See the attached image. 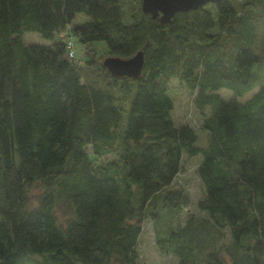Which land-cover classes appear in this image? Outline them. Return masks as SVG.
Returning <instances> with one entry per match:
<instances>
[{
  "label": "trees",
  "instance_id": "trees-1",
  "mask_svg": "<svg viewBox=\"0 0 264 264\" xmlns=\"http://www.w3.org/2000/svg\"><path fill=\"white\" fill-rule=\"evenodd\" d=\"M207 4L126 24L121 0H0V264H139L147 219L177 264H264V85L245 102L216 92L256 82L264 13ZM26 31L49 42L27 44ZM96 41L121 58L142 50L141 75L113 76L90 54L78 63L76 43ZM172 78L197 90L205 146L173 121ZM199 154L200 213L174 221L187 200L169 188L183 156Z\"/></svg>",
  "mask_w": 264,
  "mask_h": 264
},
{
  "label": "rangeland",
  "instance_id": "rangeland-1",
  "mask_svg": "<svg viewBox=\"0 0 264 264\" xmlns=\"http://www.w3.org/2000/svg\"><path fill=\"white\" fill-rule=\"evenodd\" d=\"M234 4L237 12L242 11L244 8L248 10H255L257 12L264 13V0H231ZM121 6L123 10L122 19L128 24L131 23L133 17H138L141 12V0H121ZM206 7L213 9L210 4H206ZM87 21L88 17L84 13L77 14L74 22L81 23ZM217 32L218 29L213 30ZM58 36L55 34V40ZM22 39L27 44H44L49 42L42 37L39 33L33 31H26L22 34ZM77 62L83 63L87 55L94 57L97 63L101 64L104 58L109 56L106 51V45L102 41H96L88 46L80 45ZM78 51V50H77ZM252 71L257 75V80L248 90L242 95H236L235 92L229 88L222 87L216 92L224 99L232 96H236L240 102L248 100L260 86L264 85V60L256 62ZM167 92L173 101L172 118L176 126L187 124L191 126L198 136L197 145L205 146L207 142V133L202 130L201 124L203 121L202 112L195 105V98L197 90L189 89L185 84L181 83L177 78H172L168 84ZM208 107H205L204 114L208 113ZM115 156L109 154L102 157L103 160L114 159ZM201 155L195 157L183 156L181 162V169L175 176L169 190H180L186 197L187 203L183 205L179 213L173 214L174 221L182 222L184 218L190 213H200L197 210L196 204L203 196V186L197 174V168L201 162ZM40 185L37 184L30 190L33 203L36 202V193L39 191ZM56 216L59 223L65 225L66 222L72 218V210L70 207L60 205L56 208ZM173 221V223H175ZM229 241L228 239L226 240ZM225 241V242H226ZM138 253L139 264H177V258L172 254L160 253L156 246L155 241V229L151 219H147L142 223L141 234L136 246ZM226 256L225 254H223ZM38 260V257H34ZM227 258V257H226ZM228 259V258H227ZM36 264V263H26Z\"/></svg>",
  "mask_w": 264,
  "mask_h": 264
},
{
  "label": "water",
  "instance_id": "water-1",
  "mask_svg": "<svg viewBox=\"0 0 264 264\" xmlns=\"http://www.w3.org/2000/svg\"><path fill=\"white\" fill-rule=\"evenodd\" d=\"M220 0H141L143 13H150L163 23H169L172 16L179 11L196 9L207 3ZM144 64V54L140 50L129 58L109 55L102 61V65L113 76L136 78L141 75Z\"/></svg>",
  "mask_w": 264,
  "mask_h": 264
},
{
  "label": "built area",
  "instance_id": "built-area-1",
  "mask_svg": "<svg viewBox=\"0 0 264 264\" xmlns=\"http://www.w3.org/2000/svg\"><path fill=\"white\" fill-rule=\"evenodd\" d=\"M59 36L66 38L67 40V44H68V56L70 58H75L76 54H77V48L75 47L72 38H71V34H70V29L69 27H67L65 30L61 31L59 33Z\"/></svg>",
  "mask_w": 264,
  "mask_h": 264
}]
</instances>
